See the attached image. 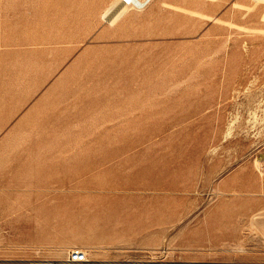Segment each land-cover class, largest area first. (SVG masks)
<instances>
[{
    "label": "rangeland",
    "instance_id": "obj_1",
    "mask_svg": "<svg viewBox=\"0 0 264 264\" xmlns=\"http://www.w3.org/2000/svg\"><path fill=\"white\" fill-rule=\"evenodd\" d=\"M117 1L0 0V262H264V0Z\"/></svg>",
    "mask_w": 264,
    "mask_h": 264
},
{
    "label": "built area",
    "instance_id": "obj_2",
    "mask_svg": "<svg viewBox=\"0 0 264 264\" xmlns=\"http://www.w3.org/2000/svg\"><path fill=\"white\" fill-rule=\"evenodd\" d=\"M23 262L25 264H168L167 262H164V260L158 258H148V259L138 258V259H133L131 261L101 259L94 257L89 250L81 249L78 247L69 249L67 251L66 256L61 259L32 257L23 260ZM195 264H206V263H195ZM213 264H264V262L249 263L243 261L228 260V261H219Z\"/></svg>",
    "mask_w": 264,
    "mask_h": 264
},
{
    "label": "bare ground",
    "instance_id": "obj_3",
    "mask_svg": "<svg viewBox=\"0 0 264 264\" xmlns=\"http://www.w3.org/2000/svg\"><path fill=\"white\" fill-rule=\"evenodd\" d=\"M146 1L147 0H118L115 7L110 10L106 15H105V18H107V20L110 22L112 21L114 18H116L123 10H124V7H126V5L128 4H133L134 7L136 6V8L139 7V9L141 7H143L145 4H146ZM152 2V1H151ZM16 96V95H15ZM48 105V104H47ZM37 133V132H36ZM37 137V135H36ZM41 150V149H40ZM207 213V212H206ZM205 215V214H204ZM210 215V214H208ZM208 215H207V218H208ZM211 218H209L210 220ZM208 220V219H207ZM205 219V222L207 221ZM199 221V220H198ZM187 222V220H186ZM198 223V222H197ZM201 222H199L200 224ZM188 227V226H187ZM100 248V247H99ZM233 249V248H232ZM238 248L236 247V250ZM102 250V249H101ZM235 250V248H234ZM233 250V251H234ZM240 250V248L238 249ZM237 250V251H238ZM243 251V249H241ZM224 251V250H223ZM232 251V250H231ZM226 252V251H225ZM228 253V252H227ZM234 253V252H233ZM239 254V252H237ZM98 254V253H97ZM61 259V258H59ZM112 259V258H110ZM114 259V258H113ZM117 259V258H116ZM132 259H128V260H124V261H131ZM223 261V260H222ZM164 262H167L168 264H195V263H206V264H213V263H216L217 261H210V262H204V261H195V260H190V261H165ZM245 262V261H243ZM249 263H254V262H249ZM262 263V262H260Z\"/></svg>",
    "mask_w": 264,
    "mask_h": 264
},
{
    "label": "crops",
    "instance_id": "obj_4",
    "mask_svg": "<svg viewBox=\"0 0 264 264\" xmlns=\"http://www.w3.org/2000/svg\"><path fill=\"white\" fill-rule=\"evenodd\" d=\"M23 260H25V259H23ZM23 260H21V261H4V262H0V264H25L23 262Z\"/></svg>",
    "mask_w": 264,
    "mask_h": 264
}]
</instances>
